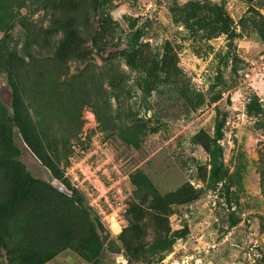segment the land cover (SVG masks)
Wrapping results in <instances>:
<instances>
[{
	"label": "rangeland",
	"instance_id": "rangeland-1",
	"mask_svg": "<svg viewBox=\"0 0 264 264\" xmlns=\"http://www.w3.org/2000/svg\"><path fill=\"white\" fill-rule=\"evenodd\" d=\"M257 1L75 2L77 17L80 20L86 17L88 30L99 33V45L95 44L91 34L83 32L76 44L54 54L62 33L49 29L52 31L44 50L51 51L54 56L38 53V46L29 45L28 41L34 42V33L49 27L51 12L28 1L22 6L14 5L16 19L7 30H0V38L8 32L11 49L17 46L19 55H25L27 60L29 54L25 51L30 50L33 55L50 56L51 61L62 65L60 80L63 84L49 87L51 96L63 91L69 99L83 100L81 114L69 108L68 115L79 118V131L58 115L47 119L59 146L67 151L59 162L62 178H55L16 133L14 138L22 149L21 158L28 169L46 181L56 179L64 190L67 181L72 186L77 184L80 189H94L104 176L114 175V165L120 166L126 174L142 169L161 193L191 182L194 188L204 189L201 197L189 204L174 205V212L169 217L173 230L186 225L189 233L177 240L173 251L160 264H256L264 255V197L258 173L259 154L264 151V133L255 127V122L264 118V36L259 15V12L264 15V6ZM218 3L232 17V27L237 32L227 66L223 58L230 43L227 34L207 38L204 30L196 28L204 13H209L210 7ZM132 22L134 29L145 27L139 44L142 53L161 56L165 47L171 48L176 52L182 75L189 80L191 88L205 94L207 100L210 83L222 71L231 86L220 101L189 111L182 94L165 84L146 95L138 87V79L144 73L132 69L122 55ZM235 65L243 68L234 70ZM114 76H121V80L112 87L110 77ZM11 98L12 88L7 75L0 72V102L11 108ZM251 101L260 104L262 111L249 117L246 105ZM216 105L227 114L225 137L220 143L224 147L226 167L233 176L229 193L222 183L208 187L209 153L201 144L192 141L201 130L214 135ZM141 122L147 123V134L140 135L138 146L126 144L118 134L120 128L134 125L137 129ZM71 158L75 163L67 173ZM237 173L242 179L239 180ZM71 175L78 176L79 180L70 181ZM136 197L134 190L132 200L137 201ZM231 213L241 219L232 227ZM114 238L110 234V243ZM0 250V264H7L5 250ZM126 263L123 253L106 250L105 264ZM47 264L90 263L74 252L65 251Z\"/></svg>",
	"mask_w": 264,
	"mask_h": 264
},
{
	"label": "trees",
	"instance_id": "trees-1",
	"mask_svg": "<svg viewBox=\"0 0 264 264\" xmlns=\"http://www.w3.org/2000/svg\"><path fill=\"white\" fill-rule=\"evenodd\" d=\"M27 1L51 12L49 27L41 28L38 34L34 33V42L28 40L29 45L38 46V53L47 52L54 56L64 47L76 44L83 32L91 34L95 44L99 45V33L88 30L89 20L86 17L80 20L76 15L75 2L85 0H0V30H7L8 25L15 21L17 13L13 9L14 5L22 6ZM257 2L264 6V0ZM259 15L264 36V15L261 12ZM232 24V17L218 3L210 7L209 13H204L196 26L197 29L204 30L207 38L227 34L230 43L223 57L226 66L237 35ZM130 26L132 31L122 55L132 69L144 73L138 79V87L146 95H150L161 84L175 87L185 98L190 111L220 101L223 93L230 88L222 71L218 72L207 90L210 94L207 100L205 94L193 90L189 80L182 75L175 51L165 47V53L161 56L143 54L139 44L145 27L134 29V22ZM49 29L62 33L59 48L54 54L44 50L50 39L49 32L52 31ZM6 34L0 38V72L7 75L12 98L11 108L0 102V249L5 250L7 264H47L65 251L74 252L81 260L90 264H105L107 249L123 253L127 259L126 264H160L173 251L177 240L189 233L186 225L172 229L169 217L174 212V205L197 201L204 189L194 188L191 182H186L174 191L161 193L145 171L135 169L130 174V179L138 200H132L133 195L128 200V224L119 235L113 236L116 238L110 243V231L102 224L82 191L68 181L64 190L59 185L38 177L21 158L22 149L14 138L16 133L52 175L61 179L59 162L67 151L59 146L47 119L58 115L71 127H75V131H79V118L68 115L69 108L81 114L83 100L72 97L69 99V95L63 91L54 92L51 96L49 87H60L63 84L60 80L62 65L51 61L50 56L40 58L33 55L30 50L25 51V54H29L27 60L25 55H19L17 46L11 49L8 38L10 34ZM238 68L242 69L243 66L235 65L233 69ZM120 80L121 76L110 77L109 84L115 87ZM215 111L214 135L201 130L193 136L192 141L201 144L209 153L208 187L213 188L222 183L229 193L233 176L226 167L224 147L220 143L225 137L227 114L223 113L219 105L215 106ZM261 111V105L254 104L253 101L246 105L249 117L256 116L254 112ZM255 123V127L264 133V118ZM137 126V129L134 125L120 128L118 134L126 144L138 146L140 135L147 134L146 122ZM259 157L258 173L264 197V151L260 152ZM237 175L239 180L242 179L241 175ZM228 200L231 202L230 197ZM240 220L238 215L230 214L231 227L236 226ZM256 264H264V255Z\"/></svg>",
	"mask_w": 264,
	"mask_h": 264
},
{
	"label": "built area",
	"instance_id": "built-area-1",
	"mask_svg": "<svg viewBox=\"0 0 264 264\" xmlns=\"http://www.w3.org/2000/svg\"><path fill=\"white\" fill-rule=\"evenodd\" d=\"M71 160L66 172L75 163L72 158ZM113 172L114 175L108 174L104 176L103 179H100V185L95 186L94 189L91 188V190L80 189L74 183L73 185L84 193L88 204L97 212L102 224L110 231L111 235L117 236L127 224L126 212L129 208L128 200L133 195V188L130 174L123 172L118 165H114ZM71 179L70 181L76 182L79 177L71 175ZM116 228H119V230Z\"/></svg>",
	"mask_w": 264,
	"mask_h": 264
},
{
	"label": "water",
	"instance_id": "water-1",
	"mask_svg": "<svg viewBox=\"0 0 264 264\" xmlns=\"http://www.w3.org/2000/svg\"><path fill=\"white\" fill-rule=\"evenodd\" d=\"M50 183H52L53 185H58V181L56 179H50ZM62 189H64L63 187H60Z\"/></svg>",
	"mask_w": 264,
	"mask_h": 264
},
{
	"label": "bare ground",
	"instance_id": "bare-ground-1",
	"mask_svg": "<svg viewBox=\"0 0 264 264\" xmlns=\"http://www.w3.org/2000/svg\"><path fill=\"white\" fill-rule=\"evenodd\" d=\"M117 230H119V228H116Z\"/></svg>",
	"mask_w": 264,
	"mask_h": 264
}]
</instances>
